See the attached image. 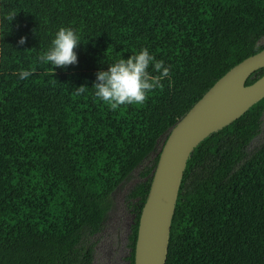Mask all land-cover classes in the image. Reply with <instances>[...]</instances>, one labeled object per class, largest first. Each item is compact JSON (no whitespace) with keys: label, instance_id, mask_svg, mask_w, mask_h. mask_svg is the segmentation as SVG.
<instances>
[{"label":"trees","instance_id":"obj_1","mask_svg":"<svg viewBox=\"0 0 264 264\" xmlns=\"http://www.w3.org/2000/svg\"><path fill=\"white\" fill-rule=\"evenodd\" d=\"M60 28L81 44L78 63L54 68L39 57ZM143 49L169 76L143 104L111 109L95 96L96 74ZM263 49L264 0H0V264H94L92 238L117 188L221 77ZM22 70L32 74L21 80ZM263 117L264 99L193 152L166 264H264V144L248 153ZM158 161L126 197L129 264Z\"/></svg>","mask_w":264,"mask_h":264},{"label":"water","instance_id":"obj_2","mask_svg":"<svg viewBox=\"0 0 264 264\" xmlns=\"http://www.w3.org/2000/svg\"><path fill=\"white\" fill-rule=\"evenodd\" d=\"M264 68V49L237 64L166 134L151 188L140 217L135 264H166L172 220L187 163L195 149L264 99V75L247 85Z\"/></svg>","mask_w":264,"mask_h":264},{"label":"clouds","instance_id":"obj_3","mask_svg":"<svg viewBox=\"0 0 264 264\" xmlns=\"http://www.w3.org/2000/svg\"><path fill=\"white\" fill-rule=\"evenodd\" d=\"M16 15L9 14L7 19L14 20ZM26 42L21 38L20 45ZM79 38L74 30L60 28L52 40L49 50L39 57L42 63H50L54 68L67 67L78 63V56L75 49L80 45ZM159 73L153 76L149 73V67ZM170 69L164 66L163 61H155L147 49L139 54H134L128 59L121 58L111 63L107 71H99L96 74V81L92 88L95 89V96L108 104L115 110L121 105L143 104L147 99V93L158 86L162 87L161 81L169 76ZM32 73L22 70L19 79L25 80ZM87 86L76 87V95L83 94Z\"/></svg>","mask_w":264,"mask_h":264},{"label":"rangeland","instance_id":"obj_4","mask_svg":"<svg viewBox=\"0 0 264 264\" xmlns=\"http://www.w3.org/2000/svg\"><path fill=\"white\" fill-rule=\"evenodd\" d=\"M264 144V117L262 132L253 140L248 147V153L254 152ZM158 149L140 165L132 175L114 192L113 206L109 212L102 231L92 238L95 244L94 264H129L128 257L130 249L128 238L130 235V225L134 215L130 210L126 199L129 191L142 181V173L152 165L154 160L159 156L162 143Z\"/></svg>","mask_w":264,"mask_h":264},{"label":"flooded vegetation","instance_id":"obj_5","mask_svg":"<svg viewBox=\"0 0 264 264\" xmlns=\"http://www.w3.org/2000/svg\"><path fill=\"white\" fill-rule=\"evenodd\" d=\"M163 141H164V138H161V139L159 140V144H160V143L163 144ZM159 144H158V145H159ZM158 147H159V146H158ZM158 147H157V149H158ZM117 189H118V188H117ZM128 205H129V203H128ZM130 210H132V209L130 208ZM131 223H132V222H131ZM101 231H102V230H101ZM97 235H98V234H97Z\"/></svg>","mask_w":264,"mask_h":264}]
</instances>
